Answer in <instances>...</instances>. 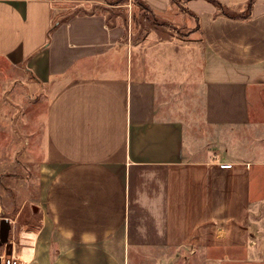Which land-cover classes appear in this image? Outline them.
Instances as JSON below:
<instances>
[{
	"label": "crops",
	"instance_id": "obj_1",
	"mask_svg": "<svg viewBox=\"0 0 264 264\" xmlns=\"http://www.w3.org/2000/svg\"><path fill=\"white\" fill-rule=\"evenodd\" d=\"M58 2L0 0V60L25 65L37 82L92 72L68 80L48 106L37 222L14 238L19 260L176 264L185 249L187 264H264V229L251 218L264 200V161L231 160L233 150L212 154L194 141L185 148L183 122L158 100L169 77L150 64L158 52L133 63L123 24L99 11L65 16ZM140 2L157 27L201 44L203 124L224 136L264 126V0ZM210 250L218 256L194 260Z\"/></svg>",
	"mask_w": 264,
	"mask_h": 264
},
{
	"label": "rangeland",
	"instance_id": "obj_2",
	"mask_svg": "<svg viewBox=\"0 0 264 264\" xmlns=\"http://www.w3.org/2000/svg\"><path fill=\"white\" fill-rule=\"evenodd\" d=\"M58 1V8L66 10L65 16L99 11L106 17L109 25L123 24L126 31L122 43L131 62H139L146 52L151 55L156 53L155 50L158 52L155 57L152 56L150 64L154 66L157 63L165 71L168 68V73L164 71L160 74L169 76L157 88L158 100L159 103L163 102L162 107L170 110L174 117L183 122L185 148L192 147L190 144L194 141L196 148L202 146L212 154L217 148L221 152L223 149L233 150L231 160L264 161V126L248 125L236 130V133L224 136L203 124L202 68L205 66L206 56L201 44L187 37L186 31L157 27L158 22L154 17L139 6L140 0ZM151 32L162 36L163 43H156ZM117 61L118 67L124 63L122 59ZM101 63L103 62L96 61L95 67ZM90 66L86 65V70L66 77L37 82V76L25 65L17 68L0 60V223L7 220L10 226L6 240L0 241V253L5 252L7 257L13 256L19 260L21 247L14 238L18 230L25 231L33 222H37V214L33 211L37 209L39 177L44 162L48 160L45 127L48 106L56 92L68 80L92 75ZM260 105L264 109L263 103ZM258 116L264 118V114ZM261 169L264 171V167ZM255 186L257 187V183ZM255 216L264 229V200L260 201L251 218ZM246 221L250 224V214ZM263 235L264 232H261V237ZM257 250L259 254L264 253L261 246ZM189 253L185 249H178L176 264H187L185 256ZM200 254L218 256L214 250L196 251L193 254L194 260ZM220 264L230 263L222 261Z\"/></svg>",
	"mask_w": 264,
	"mask_h": 264
},
{
	"label": "built area",
	"instance_id": "obj_3",
	"mask_svg": "<svg viewBox=\"0 0 264 264\" xmlns=\"http://www.w3.org/2000/svg\"><path fill=\"white\" fill-rule=\"evenodd\" d=\"M0 264H24L22 260H17L13 256L7 257L5 252L0 253Z\"/></svg>",
	"mask_w": 264,
	"mask_h": 264
},
{
	"label": "water",
	"instance_id": "obj_4",
	"mask_svg": "<svg viewBox=\"0 0 264 264\" xmlns=\"http://www.w3.org/2000/svg\"><path fill=\"white\" fill-rule=\"evenodd\" d=\"M10 230L7 220H2L0 223V241H5Z\"/></svg>",
	"mask_w": 264,
	"mask_h": 264
},
{
	"label": "trees",
	"instance_id": "obj_5",
	"mask_svg": "<svg viewBox=\"0 0 264 264\" xmlns=\"http://www.w3.org/2000/svg\"><path fill=\"white\" fill-rule=\"evenodd\" d=\"M139 6L142 7L143 11L150 13L149 9L147 7H145V5L142 2H141V4L139 3ZM248 7H250V5H248ZM219 8L221 9V11H224V9L221 7V5H219Z\"/></svg>",
	"mask_w": 264,
	"mask_h": 264
}]
</instances>
